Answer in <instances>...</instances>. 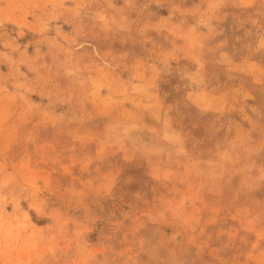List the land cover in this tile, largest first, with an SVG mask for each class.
Returning <instances> with one entry per match:
<instances>
[{
	"label": "rangeland",
	"instance_id": "374dc122",
	"mask_svg": "<svg viewBox=\"0 0 264 264\" xmlns=\"http://www.w3.org/2000/svg\"><path fill=\"white\" fill-rule=\"evenodd\" d=\"M0 264H264V0H0Z\"/></svg>",
	"mask_w": 264,
	"mask_h": 264
}]
</instances>
